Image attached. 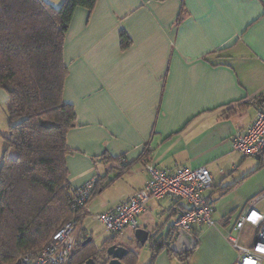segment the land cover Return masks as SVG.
Wrapping results in <instances>:
<instances>
[{
    "label": "crops",
    "instance_id": "obj_1",
    "mask_svg": "<svg viewBox=\"0 0 264 264\" xmlns=\"http://www.w3.org/2000/svg\"><path fill=\"white\" fill-rule=\"evenodd\" d=\"M45 1L55 7L64 2ZM122 33L131 40L127 49ZM64 59V100L77 114L67 137L70 186L121 174L99 194L119 189L99 204L91 201L87 215L104 214L142 190L148 165L204 167L214 179L205 196L215 224L194 227L193 251L165 249L153 264H236L230 239L250 248L257 228L234 226L250 208L264 214V198L255 202L264 193V166L257 170L258 157H251L256 166L249 165L233 148L264 95V0H97L92 11L76 10ZM187 208L170 198L148 202L137 219L138 228L150 233L146 244L162 238L172 245V224ZM135 231L111 235L113 245L134 251L135 264H151L150 248L146 261L140 259ZM126 237L130 247L123 245Z\"/></svg>",
    "mask_w": 264,
    "mask_h": 264
},
{
    "label": "trees",
    "instance_id": "obj_2",
    "mask_svg": "<svg viewBox=\"0 0 264 264\" xmlns=\"http://www.w3.org/2000/svg\"><path fill=\"white\" fill-rule=\"evenodd\" d=\"M96 3L64 0L55 7L45 0H0V88L7 95L9 120L0 167V264H15L28 253L40 252L66 224L79 225L92 199L121 177L116 174L106 181L107 176H98L88 201L75 204L67 137L76 126L77 114L64 100L69 75L64 46L76 10L92 11ZM130 45L122 33L121 47ZM258 158L260 170L264 152ZM113 241L102 249L92 241L86 245L79 241L70 264H85L89 259L107 264L106 250ZM170 247L162 238L154 239L151 264ZM137 258L130 250L124 263L135 264Z\"/></svg>",
    "mask_w": 264,
    "mask_h": 264
},
{
    "label": "built area",
    "instance_id": "obj_3",
    "mask_svg": "<svg viewBox=\"0 0 264 264\" xmlns=\"http://www.w3.org/2000/svg\"><path fill=\"white\" fill-rule=\"evenodd\" d=\"M261 105L253 123L243 132L233 138V148L243 158L258 157L264 152V95L259 96ZM149 180L145 187L125 202H120L114 208L95 218L102 222L112 237L123 231L138 228L137 219L144 212L146 204L151 200L170 198L174 201H184L188 208L172 224L174 230L191 233L196 225L212 226L214 206L205 191L212 187L213 176L207 168L190 169L178 167L160 170L148 165ZM98 176L89 180L81 187L73 188L75 204L83 206L91 197ZM264 198V193L255 202ZM245 224L257 228L255 243L246 248L230 241L238 250L239 260L236 264H264V214L250 208L245 216L234 226L236 231ZM77 225L70 222L53 235L51 242L40 252L28 253L15 264H70L79 237L76 235Z\"/></svg>",
    "mask_w": 264,
    "mask_h": 264
},
{
    "label": "rangeland",
    "instance_id": "obj_4",
    "mask_svg": "<svg viewBox=\"0 0 264 264\" xmlns=\"http://www.w3.org/2000/svg\"><path fill=\"white\" fill-rule=\"evenodd\" d=\"M8 135H9V120H8V115L6 112V101L4 100V101H0V167L2 164L4 153L6 151V146H7L5 138ZM246 162L249 165L255 164L256 166L258 164V161L255 158H251V157L247 158ZM114 189L115 190L119 189V187H115V188L113 187L109 190L107 189L103 193L97 194V196H95L92 199V202L95 199H97V203L99 204L100 202L107 200L105 199V197L109 196L110 192ZM99 214H100V211L93 210L87 216H84L81 219L79 225H77V231H76V235L79 237V239L81 237L82 241L84 240V235L86 233L90 234L93 244L98 249L102 248L104 244H106L107 242H109V240L112 239L111 233L106 230L104 224L95 218ZM124 241L127 243L124 242L123 245H126L128 247H130L129 245L132 244L129 242L128 237H126ZM142 248L143 250L141 251L140 259L142 263H144L146 261L145 256L150 255L149 253L150 243L142 246ZM77 249H78V246L76 247V250Z\"/></svg>",
    "mask_w": 264,
    "mask_h": 264
},
{
    "label": "water",
    "instance_id": "obj_5",
    "mask_svg": "<svg viewBox=\"0 0 264 264\" xmlns=\"http://www.w3.org/2000/svg\"><path fill=\"white\" fill-rule=\"evenodd\" d=\"M135 238L138 244L145 245L150 240V233L144 229L137 228L135 231ZM92 241L91 238L84 241L83 245H86ZM197 246V240L195 237L186 231H178L177 239L171 245L170 250L177 254L187 253L193 251ZM129 249L119 246L111 245L106 250L107 258L109 261L107 264H125L124 259L129 254ZM85 264H97L94 259H89Z\"/></svg>",
    "mask_w": 264,
    "mask_h": 264
},
{
    "label": "flooded vegetation",
    "instance_id": "obj_6",
    "mask_svg": "<svg viewBox=\"0 0 264 264\" xmlns=\"http://www.w3.org/2000/svg\"><path fill=\"white\" fill-rule=\"evenodd\" d=\"M83 241H86V239H84ZM80 244V243H79Z\"/></svg>",
    "mask_w": 264,
    "mask_h": 264
}]
</instances>
